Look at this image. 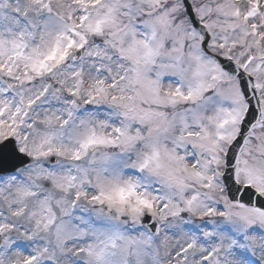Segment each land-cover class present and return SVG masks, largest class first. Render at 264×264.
I'll list each match as a JSON object with an SVG mask.
<instances>
[{"label":"snow or ice","instance_id":"snow-or-ice-1","mask_svg":"<svg viewBox=\"0 0 264 264\" xmlns=\"http://www.w3.org/2000/svg\"><path fill=\"white\" fill-rule=\"evenodd\" d=\"M0 264H264V0H0Z\"/></svg>","mask_w":264,"mask_h":264}]
</instances>
